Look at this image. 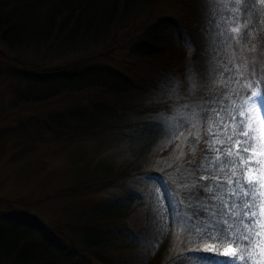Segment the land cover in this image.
Wrapping results in <instances>:
<instances>
[{"label":"trees","instance_id":"obj_1","mask_svg":"<svg viewBox=\"0 0 264 264\" xmlns=\"http://www.w3.org/2000/svg\"><path fill=\"white\" fill-rule=\"evenodd\" d=\"M156 1L0 0V44L3 47L18 52L17 57L27 51L38 53L42 50V54L53 59L67 54H75L78 58L61 67H51L49 63L43 64L37 59L28 62L27 66H9V74L16 79L10 85V88L16 86L12 90L16 100L46 103L61 95L90 93L99 97L98 102L90 103V108L102 113L108 107L102 101L133 94L137 85L132 80L109 65L94 61L96 54L92 52L102 45L113 43L114 38L123 41L122 47L130 57L140 63L163 62L173 76L184 79L189 68L195 69L205 85L204 94L209 95L215 76L213 68H217L216 57L227 61L229 55L224 50L213 52L216 45L210 34L213 28L211 13L215 7L212 0H178L179 22L163 15L150 19L151 8ZM179 26L194 27L196 39L192 38L194 44L190 55L183 39L184 36H191L181 34ZM117 34L118 37H115ZM254 42L258 47L264 46V33ZM88 50L92 55L86 58ZM162 102L147 106H144L147 102L143 103L141 111L147 118L132 126L122 122L124 127H128H125L122 136L128 139L125 148L130 158L118 168L107 161L98 165L90 157L88 161L86 151L75 147L81 141L100 139L109 133L118 125L120 120L117 117L106 120L102 125L87 118L85 125L79 110L82 108H64L48 114L41 127L46 136H50L48 142L63 146V149L74 147L85 154L81 163L83 167L72 176L76 186H71L67 195L78 199L86 197L88 205H91L87 211L89 214L86 210L81 214H72L66 217L69 223L55 227L22 211L16 206L18 201L0 198V207L11 213L6 221L0 217V264H90L87 257L90 253L108 248L137 247L139 243L130 235L134 232L122 220L141 204V196L131 190L121 191L107 199L91 200L89 196L106 188L113 174L116 177H131L138 173L150 157L171 159L169 155L176 147L188 152L185 140L180 143L181 138L156 152V147L163 145L167 137L160 118L174 113L175 108L185 109L176 97L169 105L170 111H162ZM152 115L158 118L152 120L149 118ZM54 123L60 125H57L60 127L57 130L59 135H54ZM177 154L178 151H174V155ZM165 177L166 181L174 179L171 167ZM92 178L98 180L92 182ZM88 180L92 183L86 184ZM152 183L156 186L155 182ZM16 211L21 213L15 214ZM151 226L148 225L147 229L154 236L155 229ZM161 246L158 252H161ZM151 259L154 255L147 256V262ZM95 260L97 264H102L105 259L97 256Z\"/></svg>","mask_w":264,"mask_h":264},{"label":"snow or ice","instance_id":"obj_2","mask_svg":"<svg viewBox=\"0 0 264 264\" xmlns=\"http://www.w3.org/2000/svg\"><path fill=\"white\" fill-rule=\"evenodd\" d=\"M213 52L217 68L209 95L195 69L181 79L169 74L159 87L162 111L176 97L187 114L173 126L172 139L184 136L172 168L174 179L148 173L157 198L149 207L154 236L136 242L153 252L172 229L182 233L171 264H264V192L245 177L257 164L251 153L264 151V0H212ZM179 38V35H178ZM190 51V38L184 36ZM227 74V75H225Z\"/></svg>","mask_w":264,"mask_h":264},{"label":"rangeland","instance_id":"obj_3","mask_svg":"<svg viewBox=\"0 0 264 264\" xmlns=\"http://www.w3.org/2000/svg\"><path fill=\"white\" fill-rule=\"evenodd\" d=\"M154 5L151 8L150 19L163 15L170 17L173 21L181 20L178 0H157ZM179 29L181 34L185 33L191 36L189 37L190 45L193 46L192 38L196 39L194 27L179 26ZM115 37H118V34ZM122 44L121 39L114 38L113 43L100 46L92 52L96 54L94 61L107 64L121 72L132 80L137 88L131 95L109 97L102 101L104 105L108 106L102 113H96L97 111L90 108V103L99 101L98 96L90 93L61 95L46 103H24L16 100L12 91L16 86L10 88L16 79L9 74L8 70L11 69L9 66L14 64L27 66L28 62L37 59L43 64L49 63L51 67H61L71 64L78 58L75 54L76 57L67 54L68 56H59L53 59L42 54V50L38 53L27 51L17 57L18 52L10 51L0 44V112L3 111V116L0 118V198L18 201L16 206L22 211L37 216L50 226H62L63 223H69L66 217H70L72 214L77 215L79 212L81 214L83 210L87 212L91 207L88 205L86 197L78 199L72 198L73 195H67L72 189L71 186H76L72 176L83 167L81 163L85 158V154L76 148L86 151V160L89 157L91 160L95 159L98 165L107 161L118 168L129 161L130 153L125 148L128 139L122 136V133L126 131L125 127L128 128L124 127V124L128 123L132 126L143 118H147V115L141 111L144 109L143 103L147 102L144 104L147 106L149 103H161L163 99H166L162 97L159 84L169 76L171 69L163 62L140 63L128 55ZM185 45L188 54H192L193 47L190 51L188 45L186 43ZM101 47L102 50H100ZM92 53L88 50L86 58ZM172 99L174 100L175 97ZM64 108H82L79 110L84 118L82 123L85 125L87 118L97 121L101 125L106 120H113L116 117L120 121L114 129L102 135L100 139L84 140L77 143L76 148L63 149V146L58 147L53 142H48L47 138L50 136H46L47 133H44V129L41 127L48 114L59 112ZM175 109L177 110L174 113L160 118L167 137L163 145L160 144L156 147V152L165 149L179 138H181L180 143L185 140L186 133L184 136L172 139L173 126L187 114L185 109ZM103 113L109 116H104ZM149 118L156 120L158 117L152 115ZM57 125L58 123H54L56 129L54 135H59L57 130L60 127ZM174 151H179V148L176 147L170 153L169 158L171 159L168 160L160 156L155 159L150 157L145 166L131 177H116L113 174L109 179L112 181L108 182L106 188L91 193L92 195L89 197L91 200L107 199L125 190L138 193L142 198L141 204L122 221L129 226L135 236L141 237V239L146 234L153 235V232L147 229L148 225L153 224L150 219L152 214L148 209L157 198L158 193L152 182H145L142 179L145 176L142 173H155L166 180L165 175L169 171V165L174 162ZM251 156L252 159L248 163L257 164L258 170L254 168L249 171L245 179L259 183L260 191L264 192V151H255L251 153ZM97 180L92 178V182ZM92 182L88 180L86 184ZM87 213L89 214V212ZM10 214L0 207V217H3V220L6 221ZM262 216H264V211H262ZM153 227L155 229V226ZM181 237V233H177V230H171V234L169 233L161 243V252L156 250L153 253L147 245L139 243L135 248H108L90 253L87 257L90 259V264H97L95 262L97 256L104 257L105 260L102 264H171L174 247L180 245ZM149 255H154V259L147 262Z\"/></svg>","mask_w":264,"mask_h":264}]
</instances>
